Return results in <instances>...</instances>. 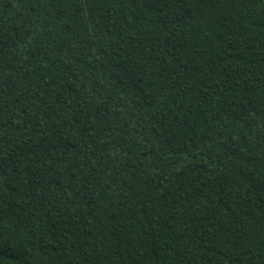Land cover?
Instances as JSON below:
<instances>
[{
	"label": "trees",
	"instance_id": "1",
	"mask_svg": "<svg viewBox=\"0 0 264 264\" xmlns=\"http://www.w3.org/2000/svg\"><path fill=\"white\" fill-rule=\"evenodd\" d=\"M0 264H264V0H0Z\"/></svg>",
	"mask_w": 264,
	"mask_h": 264
}]
</instances>
